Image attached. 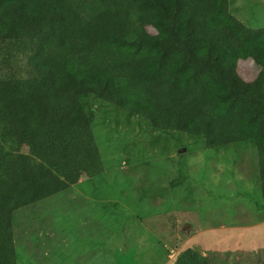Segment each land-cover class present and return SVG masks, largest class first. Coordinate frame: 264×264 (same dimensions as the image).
<instances>
[{"label":"trees","instance_id":"obj_1","mask_svg":"<svg viewBox=\"0 0 264 264\" xmlns=\"http://www.w3.org/2000/svg\"><path fill=\"white\" fill-rule=\"evenodd\" d=\"M145 6L156 9L161 36L136 32L110 43L148 47L154 56L56 78L39 59L65 23L63 12L0 0V62L15 60L27 71L0 80V264H17L16 210L105 175L92 131L104 106L126 124L144 122L150 139L170 136L178 144L186 135L192 150L200 145L216 154L254 149L264 202V27H246L229 12V0H148ZM246 59L258 70L252 81L238 73ZM183 157L177 173L187 179ZM174 264L226 263L189 248Z\"/></svg>","mask_w":264,"mask_h":264},{"label":"rangeland","instance_id":"obj_2","mask_svg":"<svg viewBox=\"0 0 264 264\" xmlns=\"http://www.w3.org/2000/svg\"><path fill=\"white\" fill-rule=\"evenodd\" d=\"M23 1L30 11L51 6L67 18L41 56L58 78L145 55L110 43L105 34L100 41L86 37L96 8L102 11L100 0ZM229 12L246 27H264V0H229ZM22 70L15 60L0 62V80L26 77ZM238 73L252 81L258 70L246 59ZM136 123L126 124L109 106L97 109L92 131L105 175L14 212L17 264H174L189 248L226 264H264L255 150H192L186 135L178 144L170 136L150 139L145 123ZM180 154L187 179L177 173Z\"/></svg>","mask_w":264,"mask_h":264},{"label":"crops","instance_id":"obj_3","mask_svg":"<svg viewBox=\"0 0 264 264\" xmlns=\"http://www.w3.org/2000/svg\"><path fill=\"white\" fill-rule=\"evenodd\" d=\"M87 1L88 0L81 1V3L85 5L84 3L87 4ZM147 1L148 0H104V1H101L100 6L102 7V11L100 12L96 8L91 19L89 20V23H90L89 27L85 30L86 37L87 38L92 37L95 40V37L98 39L100 38L99 34H103V35L105 34V36H109V38L116 37L119 39H129L136 32H144L145 34L151 37L159 38L161 35L158 32V30L154 27V23L157 22L156 9L151 8V7H146L145 4L147 3ZM97 19H104V22L98 23ZM92 44H93V47L97 48L95 43H92ZM47 45L44 48L45 52L46 50H50L48 49L49 44ZM98 48H102L100 44ZM99 50H102V49H98L97 52H99ZM133 51L135 55L143 53V52L145 55L141 57L138 56L129 61L139 60V59H143V58H147V57H151L155 55V51L148 47H141L139 50H133ZM41 56L39 59L40 63H41ZM96 56L102 57L101 54L99 53H97Z\"/></svg>","mask_w":264,"mask_h":264},{"label":"water","instance_id":"obj_4","mask_svg":"<svg viewBox=\"0 0 264 264\" xmlns=\"http://www.w3.org/2000/svg\"><path fill=\"white\" fill-rule=\"evenodd\" d=\"M182 152H184V149L178 151V153H182ZM186 228H188V227H186Z\"/></svg>","mask_w":264,"mask_h":264}]
</instances>
